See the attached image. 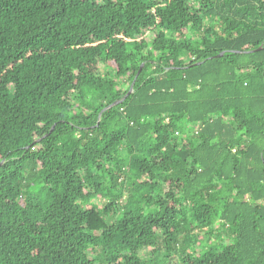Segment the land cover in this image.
Instances as JSON below:
<instances>
[{"label":"trees","instance_id":"obj_1","mask_svg":"<svg viewBox=\"0 0 264 264\" xmlns=\"http://www.w3.org/2000/svg\"><path fill=\"white\" fill-rule=\"evenodd\" d=\"M0 162V264H264V0H0Z\"/></svg>","mask_w":264,"mask_h":264},{"label":"rangeland","instance_id":"obj_2","mask_svg":"<svg viewBox=\"0 0 264 264\" xmlns=\"http://www.w3.org/2000/svg\"><path fill=\"white\" fill-rule=\"evenodd\" d=\"M222 238L225 240L226 236L223 234ZM212 241H215L214 236H212L211 238ZM222 243L226 244L227 241H223ZM150 251V249H149ZM148 250H143V251H139L138 252V257L142 260L147 262V264H170L172 261L170 259L165 260L163 257L164 251L160 250L158 254H156V256H151L150 254H148L149 252ZM151 260V261H150Z\"/></svg>","mask_w":264,"mask_h":264},{"label":"water","instance_id":"obj_3","mask_svg":"<svg viewBox=\"0 0 264 264\" xmlns=\"http://www.w3.org/2000/svg\"><path fill=\"white\" fill-rule=\"evenodd\" d=\"M259 50H260V48H258L257 50H254V51H259ZM252 52H253V51H252ZM141 67H142V66H140L138 72L136 73V75H135V77H134V79H133V81H132V84H131V86H130V89H129L128 93H127V95H129V94L131 93V91H132V85L134 84V81H135V79H136L138 73L140 72ZM116 104H117V102H114V103H112L111 105H109L107 108H110V107H112V106H114V105H116ZM1 164H2V162H0V165H1Z\"/></svg>","mask_w":264,"mask_h":264}]
</instances>
